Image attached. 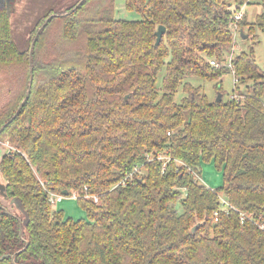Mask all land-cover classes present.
I'll return each mask as SVG.
<instances>
[{"label": "trees", "instance_id": "16d2710c", "mask_svg": "<svg viewBox=\"0 0 264 264\" xmlns=\"http://www.w3.org/2000/svg\"><path fill=\"white\" fill-rule=\"evenodd\" d=\"M250 2L255 20L237 24L264 33V0H125L138 18L75 0L48 9L25 49L0 2V141L14 146L0 171L19 207H0V264H264V70L236 53L237 96L219 100L187 79L230 71L210 59L230 52ZM202 160L221 185L202 182ZM63 189L87 218L54 207L48 190Z\"/></svg>", "mask_w": 264, "mask_h": 264}, {"label": "rangeland", "instance_id": "374dc122", "mask_svg": "<svg viewBox=\"0 0 264 264\" xmlns=\"http://www.w3.org/2000/svg\"><path fill=\"white\" fill-rule=\"evenodd\" d=\"M75 0H8V6L10 5V12L12 18L11 30L15 42L20 49H25L29 46V39L31 30L33 29L37 20L43 16L44 13L50 8L58 9L63 5H69ZM2 2V0L0 1ZM245 11V16L248 21H254L256 14L260 11V5L256 2H250L242 5ZM115 14L121 18H138L140 15L134 10H128L125 6V0H115ZM242 32L247 34L246 37H242ZM234 37V44L228 51L233 55L240 51H249L252 49L256 62L259 67L264 70V33L256 28L254 33H248V27L246 25H238ZM164 70L162 69L158 75V84L161 83ZM192 84L200 85L206 92L210 99L216 98L217 92H223V97L226 98L227 94L232 92L235 84L234 74L232 71H224L218 77L209 79L207 77L199 75H191L187 78ZM220 82L219 88L216 87V82ZM241 89L245 88V85L238 83ZM183 95V91L179 88L175 93V98L179 99ZM0 142V146H1ZM2 149L0 150L1 153ZM200 179L203 183L213 187H217L222 184L223 177L222 171L215 165L214 160H202ZM62 200L54 203V207L62 210L64 217L87 218V214L83 209L80 202L75 196L64 195ZM20 213V211H18Z\"/></svg>", "mask_w": 264, "mask_h": 264}, {"label": "built area", "instance_id": "2783aa9c", "mask_svg": "<svg viewBox=\"0 0 264 264\" xmlns=\"http://www.w3.org/2000/svg\"><path fill=\"white\" fill-rule=\"evenodd\" d=\"M243 13H244V10L243 8L241 7L239 10H237L234 15H233V21L231 22L230 24V28L233 32V36L236 35V30H237V27H238V24H237V20L239 18H241L243 16ZM232 57H233V53L232 52H228L224 55V57L219 60V59H216V58H211L210 59V63L212 65H215V66H218V65H224V66H227L231 71L232 73L234 74V71H233V66H232ZM234 81H235V84L237 83L238 81V76H236L234 74ZM231 95V97L235 98L237 96V91L234 90L232 92L229 93ZM2 144H5L6 145V148L7 150H10V149H14V146L9 144L7 141H0ZM157 158L158 159H164L165 156H163L162 154H158L157 155ZM138 169H139V165H134V167L127 171L118 181V183L120 184H125L127 181L129 182H132V180L135 178V175H136V172H138ZM76 194L77 192L76 191H73L72 195L71 196H75L76 197ZM65 194L63 193H60V192H55L53 190H48V196H49V199L50 201L54 204L56 203L57 201H60L61 198L64 196ZM86 196H90L94 199V201H98V197L96 195H93V194H86ZM224 202H226V200L223 199ZM227 203V202H226ZM243 214L241 215V219L243 220Z\"/></svg>", "mask_w": 264, "mask_h": 264}, {"label": "water", "instance_id": "95a60500", "mask_svg": "<svg viewBox=\"0 0 264 264\" xmlns=\"http://www.w3.org/2000/svg\"><path fill=\"white\" fill-rule=\"evenodd\" d=\"M56 14H57V13H54V12L51 13V14H49V16H48V17L46 18V20H45V21L39 26L38 29H40V28L46 23L47 19H48L50 16H52V15H56ZM164 31H165V26H164L163 24H160V25L158 26L156 32H155V33H156V43H159V42H160V40H161V38H162V35H163ZM240 34H241L242 37H246V35H247V34H245V33L242 32V29H240ZM33 42H34V40H32V43H31V45H30V49H29L30 62H31V51H32ZM31 69H32V68H31V66H30V72H31ZM31 81H32V75H30L29 87H28V89H27V91H26V95L24 96V98H23L22 101L20 102L18 108L21 107L22 103H23L24 100L27 98V95H28V92H29V89H30V85H31ZM221 96H222L221 92L218 91L215 99H216V100H219V99H221ZM16 113H17V110H16V112L12 115V117H14V116L16 115ZM10 119H11V118H10ZM10 119L7 120V121L5 122V124L8 123V122L10 121ZM5 124H4V125H5ZM0 129H1V128H0ZM62 193H63V194H67V193H68V190H67V189H63V190H62ZM0 195L6 197L5 181H4V178H3V175H2V173H1V171H0ZM9 202H10V204H15L16 206H18V201H17V199H16L15 197L10 198V199H9ZM3 206H4V205H3ZM4 207H5V206H4ZM195 227H196V226H194L193 229H194Z\"/></svg>", "mask_w": 264, "mask_h": 264}, {"label": "flooded vegetation", "instance_id": "af4514ba", "mask_svg": "<svg viewBox=\"0 0 264 264\" xmlns=\"http://www.w3.org/2000/svg\"><path fill=\"white\" fill-rule=\"evenodd\" d=\"M10 1V0H9ZM6 2H7V4H8V0H6ZM10 199V198H9ZM9 199H7V200H9ZM4 204H2L1 202H0V207L1 208H3V209H5L6 211H8V212H11V213H14V211L16 210V209H18L19 207L18 206H16L15 204H12V206L13 207H8L7 205H4ZM20 229H19V231H20V234H21V231H22V228H21V226L19 227ZM14 254H12L11 255V257L13 256ZM4 257V255H0V258H3Z\"/></svg>", "mask_w": 264, "mask_h": 264}, {"label": "crops", "instance_id": "0c3cea01", "mask_svg": "<svg viewBox=\"0 0 264 264\" xmlns=\"http://www.w3.org/2000/svg\"><path fill=\"white\" fill-rule=\"evenodd\" d=\"M2 149L1 153H0V158L1 155L7 150L6 145L5 144H1L0 146V150ZM62 200V199H61ZM0 202L4 205H7L8 207H13L12 204H10L9 200L6 199V197L0 195Z\"/></svg>", "mask_w": 264, "mask_h": 264}]
</instances>
